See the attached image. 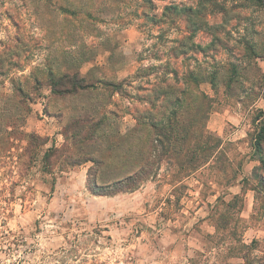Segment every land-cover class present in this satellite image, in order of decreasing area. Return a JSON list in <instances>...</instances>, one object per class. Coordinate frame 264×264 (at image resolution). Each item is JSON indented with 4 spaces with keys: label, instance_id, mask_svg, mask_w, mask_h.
<instances>
[{
    "label": "rangeland",
    "instance_id": "1",
    "mask_svg": "<svg viewBox=\"0 0 264 264\" xmlns=\"http://www.w3.org/2000/svg\"><path fill=\"white\" fill-rule=\"evenodd\" d=\"M261 112L264 3L0 0V264H264Z\"/></svg>",
    "mask_w": 264,
    "mask_h": 264
},
{
    "label": "trees",
    "instance_id": "2",
    "mask_svg": "<svg viewBox=\"0 0 264 264\" xmlns=\"http://www.w3.org/2000/svg\"><path fill=\"white\" fill-rule=\"evenodd\" d=\"M254 1L256 2L257 6L258 5H263V3H264V0H254ZM174 10L176 12H178V8L177 7H174ZM191 11L192 10H190V12ZM199 48H201V47H199ZM73 78L76 79L77 81H79L77 74H75ZM80 80L85 81L86 77H81ZM111 85L113 87H116V85H114V84H111ZM94 86L95 85H91L90 87H94ZM83 88H85V87H83ZM261 117L263 118V122L261 123V126L259 127V129L257 131V134L255 135V137L253 139L252 147H253L255 153L259 157L258 160L264 166V112H261ZM100 124H101V122H97V123H94V126L98 127ZM142 171H143L142 168H140L137 171H135L132 175H129L124 180L117 181L115 183L114 187L115 186L119 187L118 190L112 191L111 190L112 187L110 185H108V186H95V187H93L91 189V192L94 195H97V196H112L114 194L123 192L124 191L123 189H125V188H123V185L131 184L133 187H137L138 183H140L143 180L140 177ZM128 188H131V186L128 187ZM218 201H220V198L218 199ZM219 217H220V222L221 223H225L224 214H222V215L220 214ZM209 237H211L209 239H211L212 242L214 243V248L215 249H219L220 252H222V249H224V248H227L229 250L233 249L235 251H237L238 249L239 250H244L245 248H247L246 245H244L242 241H237L236 240V244L232 245L233 243H232L231 240L232 239L234 240L233 234H231L230 236H224V235L218 236L217 235V237H215L216 240L212 236H209ZM214 240H215V242H214ZM191 264H199V263L197 261L193 260V261H191ZM204 264H208V262L205 261Z\"/></svg>",
    "mask_w": 264,
    "mask_h": 264
},
{
    "label": "crops",
    "instance_id": "3",
    "mask_svg": "<svg viewBox=\"0 0 264 264\" xmlns=\"http://www.w3.org/2000/svg\"><path fill=\"white\" fill-rule=\"evenodd\" d=\"M91 67L93 68L94 66L91 65ZM91 67H89V68H91ZM89 70H90V69H89ZM89 70L85 71V73H82V74H83L82 77H86L87 74L89 73ZM70 111H71V110H70ZM69 114H70V112H69V113H66V112H65V113L63 114V118H64V119H59V124H58L59 130H64V128H67L69 125H71L72 121H75V120H82V119H66L67 116H69ZM51 120L53 121V119H51ZM52 121H49V122H51V124H52ZM133 121H135V120L133 119ZM41 122H44V123H45L46 121L42 120ZM46 123H48V122H46ZM135 126H136V125H135V123H134L133 127H131V128H134ZM129 131H130V130H129ZM129 131L125 132V134L128 133ZM58 132H59V133H58V136L64 140V139H65V134H64L63 132L60 133V131H58ZM62 139H60V140H62ZM61 142H62V141H61Z\"/></svg>",
    "mask_w": 264,
    "mask_h": 264
}]
</instances>
